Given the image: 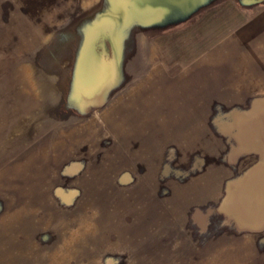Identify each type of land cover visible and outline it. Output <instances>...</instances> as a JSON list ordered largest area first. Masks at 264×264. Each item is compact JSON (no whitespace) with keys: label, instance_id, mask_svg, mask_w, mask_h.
Instances as JSON below:
<instances>
[{"label":"crops","instance_id":"obj_1","mask_svg":"<svg viewBox=\"0 0 264 264\" xmlns=\"http://www.w3.org/2000/svg\"><path fill=\"white\" fill-rule=\"evenodd\" d=\"M115 1L123 3L0 0V18L8 26L14 21L20 34L28 33L30 21L38 35L53 34L46 44L54 43V61L72 75L74 97L94 93L102 105L115 96L117 124L142 139L136 146L149 150L165 132L169 140L190 137L199 147L212 131L214 155L225 148L223 187L220 181L213 192L200 188L195 202L182 203L189 215L180 228L156 216L164 232L149 234L143 248L157 264H264V189H253L255 174L264 172V0H187L186 11L185 1L132 0V15L119 11L117 17L116 73L108 78L87 51ZM76 76L85 87L74 84ZM210 201L213 215L206 220ZM222 201L232 213L227 222L215 208ZM201 205L203 217L193 213Z\"/></svg>","mask_w":264,"mask_h":264},{"label":"rangeland","instance_id":"obj_2","mask_svg":"<svg viewBox=\"0 0 264 264\" xmlns=\"http://www.w3.org/2000/svg\"><path fill=\"white\" fill-rule=\"evenodd\" d=\"M170 1H185L184 11L191 5ZM108 6L109 16L129 11L119 1ZM4 23L1 17L0 264H157L143 248L149 234L164 232L157 215L180 228L189 215L182 203L195 202L200 188L223 187L225 148L214 155L212 131L199 147L165 132L149 150L136 146L142 139L117 124L115 96L102 105L94 93L74 97L72 75L54 61V43L46 44L53 34L38 35L31 21L26 34ZM223 201L215 208L227 222ZM202 209L191 211L203 217Z\"/></svg>","mask_w":264,"mask_h":264},{"label":"water","instance_id":"obj_3","mask_svg":"<svg viewBox=\"0 0 264 264\" xmlns=\"http://www.w3.org/2000/svg\"><path fill=\"white\" fill-rule=\"evenodd\" d=\"M132 0H123L120 3L125 9L127 7L129 11H124L125 17L132 15ZM131 10V11H130ZM120 12H123L120 10ZM120 12H115L113 17L107 15L102 20V24L95 32H93L92 39L89 44L90 50L87 51L92 54L97 65H94L95 70L98 74H102L106 77L113 76L116 73V59H117V40H116V23L122 19L117 17ZM120 17V16H119ZM127 19V18H125ZM110 44V47H109ZM255 180L253 182V189L262 192L264 189V172H257L255 174ZM255 194V192H254ZM253 204V203H252Z\"/></svg>","mask_w":264,"mask_h":264}]
</instances>
